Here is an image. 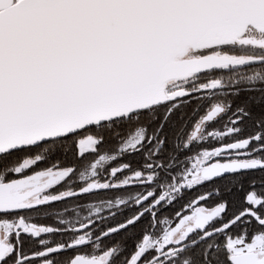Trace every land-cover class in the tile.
I'll use <instances>...</instances> for the list:
<instances>
[{
    "label": "snow or ice",
    "instance_id": "1",
    "mask_svg": "<svg viewBox=\"0 0 264 264\" xmlns=\"http://www.w3.org/2000/svg\"><path fill=\"white\" fill-rule=\"evenodd\" d=\"M0 264H264V0H0Z\"/></svg>",
    "mask_w": 264,
    "mask_h": 264
},
{
    "label": "trees",
    "instance_id": "2",
    "mask_svg": "<svg viewBox=\"0 0 264 264\" xmlns=\"http://www.w3.org/2000/svg\"><path fill=\"white\" fill-rule=\"evenodd\" d=\"M191 110H192V109L189 108V111H191ZM202 114H203V110L200 111L199 115H202ZM199 115H195V116H193V124H194L196 121H198V119H199ZM226 119H227L226 117H223V118L219 119L216 123L209 124V125L207 126L208 130H209V131H212V130H223V129H222V125H223V123H224V121H225ZM189 130H191V129H189ZM223 142H224V143H227V142H230V141L226 139V140L223 141ZM219 143H220V142H217V141H214V140H209V141L204 142L203 147H208V148L216 147V146H219ZM47 165H48V161H45L44 163L38 164V165L36 166V169H37V170H41V169H43L44 167H46ZM251 174H252V175L259 176V175H260V172L257 170L256 172H253V173H251ZM215 183H217V184H222L223 182L220 181V180H217V181H215ZM212 186H213L212 183H205L204 185L198 187L195 191H196L197 193L206 192V191H208ZM137 190H138V189H137ZM188 195H190V194H186L185 199H187V196H188ZM90 202H94V201H90ZM215 202H216L215 199H211V200H208V201L202 202L201 205H199V206L211 207L213 204H215ZM183 203H184L183 201H178L177 204H176V206H175V209L166 208V209H164V211L170 213V212H173L174 210H182V209H181V204H183ZM231 213H232V209H231V206H230V207H229V212L226 214L225 219H227V216L231 215ZM161 218H163V217H161ZM170 219L173 221V226H174L175 223L178 222L177 218H176L174 215L171 216ZM37 222H38V223H42V224H47V225L55 226V222H54V220H52V219H48V218H45V217H43V215L41 216V218L37 219ZM61 238H62V237L59 236V235H57V236L55 237V239H61ZM64 238H66V237H64Z\"/></svg>",
    "mask_w": 264,
    "mask_h": 264
},
{
    "label": "flooded vegetation",
    "instance_id": "3",
    "mask_svg": "<svg viewBox=\"0 0 264 264\" xmlns=\"http://www.w3.org/2000/svg\"><path fill=\"white\" fill-rule=\"evenodd\" d=\"M185 214H190V213H187V212H186Z\"/></svg>",
    "mask_w": 264,
    "mask_h": 264
}]
</instances>
